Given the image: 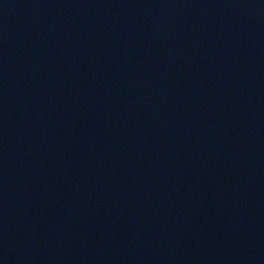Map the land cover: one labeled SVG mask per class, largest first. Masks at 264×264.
<instances>
[{"label": "water", "instance_id": "1", "mask_svg": "<svg viewBox=\"0 0 264 264\" xmlns=\"http://www.w3.org/2000/svg\"><path fill=\"white\" fill-rule=\"evenodd\" d=\"M0 264H264V0H0Z\"/></svg>", "mask_w": 264, "mask_h": 264}]
</instances>
